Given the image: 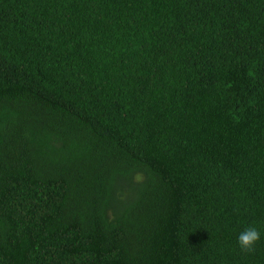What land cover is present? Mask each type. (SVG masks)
I'll use <instances>...</instances> for the list:
<instances>
[{"label":"trees","instance_id":"16d2710c","mask_svg":"<svg viewBox=\"0 0 264 264\" xmlns=\"http://www.w3.org/2000/svg\"><path fill=\"white\" fill-rule=\"evenodd\" d=\"M0 264H264V0H0Z\"/></svg>","mask_w":264,"mask_h":264},{"label":"clouds","instance_id":"9594fccd","mask_svg":"<svg viewBox=\"0 0 264 264\" xmlns=\"http://www.w3.org/2000/svg\"><path fill=\"white\" fill-rule=\"evenodd\" d=\"M261 239L260 232L255 227L245 228L237 237V243L243 252H253L256 243Z\"/></svg>","mask_w":264,"mask_h":264}]
</instances>
